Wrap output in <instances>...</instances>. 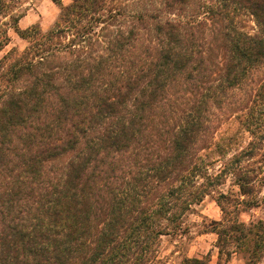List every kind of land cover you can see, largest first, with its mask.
<instances>
[{
    "label": "trees",
    "instance_id": "trees-1",
    "mask_svg": "<svg viewBox=\"0 0 264 264\" xmlns=\"http://www.w3.org/2000/svg\"><path fill=\"white\" fill-rule=\"evenodd\" d=\"M11 1L0 52L8 27L27 44L0 55V264H175L162 239L209 195L216 264H257L264 221L238 207L264 184V0H51L46 29Z\"/></svg>",
    "mask_w": 264,
    "mask_h": 264
},
{
    "label": "rangeland",
    "instance_id": "rangeland-1",
    "mask_svg": "<svg viewBox=\"0 0 264 264\" xmlns=\"http://www.w3.org/2000/svg\"><path fill=\"white\" fill-rule=\"evenodd\" d=\"M68 1L69 0H64V3ZM148 1L149 0H117L119 4H124L129 12L139 8V6H143V4ZM11 5V14L13 16L20 13L22 14L18 22L21 28L38 24L42 29H46L59 13V8L51 0H12ZM8 20V16L0 19V29L7 27L4 23ZM244 24H246L245 28L248 31L252 32L254 30L255 26L251 20L246 18ZM7 29L9 42L1 50L0 55L12 48L22 50L27 44V42L20 38L12 28L8 27ZM262 75H264L263 69L260 74L256 75L257 80L260 79ZM247 90L249 89L247 88ZM247 90L245 91V98ZM243 94L244 92L238 95L237 99H243ZM244 103L245 102H243V105ZM246 139L247 138H245V140ZM221 188L225 191L230 190L234 195L237 194L238 190L236 186L231 185L230 181H227ZM234 197L239 198L240 201L249 200V198L244 196L238 197L237 195ZM253 197L258 198V200H260L259 203L253 206L251 205L247 209L240 205L238 207L241 211L239 213V218L246 222L251 219L255 221L261 219L264 221V184L257 190ZM196 209V213L188 215L185 220V233L181 236H165L162 239V254L167 256L175 264H180L185 258H208L209 264H216L218 260V249L216 247L217 235L209 231L212 229L211 222L213 220H219L222 217V212L215 200V196H206ZM244 256L245 253L240 250L231 256L228 264H244ZM257 264H264V252Z\"/></svg>",
    "mask_w": 264,
    "mask_h": 264
},
{
    "label": "crops",
    "instance_id": "crops-1",
    "mask_svg": "<svg viewBox=\"0 0 264 264\" xmlns=\"http://www.w3.org/2000/svg\"><path fill=\"white\" fill-rule=\"evenodd\" d=\"M63 2H64V0H63Z\"/></svg>",
    "mask_w": 264,
    "mask_h": 264
}]
</instances>
